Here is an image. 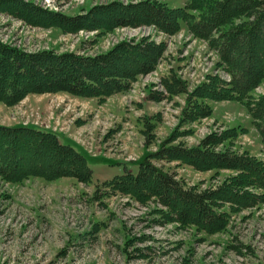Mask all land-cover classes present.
I'll use <instances>...</instances> for the list:
<instances>
[{
    "label": "rangeland",
    "instance_id": "374dc122",
    "mask_svg": "<svg viewBox=\"0 0 264 264\" xmlns=\"http://www.w3.org/2000/svg\"><path fill=\"white\" fill-rule=\"evenodd\" d=\"M21 1L77 16L112 2L127 5L148 0ZM152 1L170 8L184 5V0ZM117 13H103L100 20L107 21ZM140 40L163 44V52L155 69L139 75L126 92L103 101L45 93L30 94L12 106L0 102V127L54 133L88 158L91 171L87 180L27 176L11 182L0 176V264H264V198L247 208L231 210L224 205L220 211L226 212V226L208 233L167 220L162 214L166 209L154 198L139 202L104 184L124 172L135 173L139 163L149 158L186 189L214 190L234 172H200L150 155L164 144L192 148L208 135L222 137L225 131L236 130L237 134L230 132L232 137L222 141L215 152L227 150L264 162V145L244 105L207 101L212 108L209 118L181 122L185 96L169 95L160 84L171 74L186 84L188 92L212 77L229 81L205 41L186 29L167 35L153 26L114 27L99 34L85 30L66 33L53 27H33L0 12V41L26 53L93 56L119 43ZM140 61L139 55L112 60L115 69L124 70L139 66ZM154 92L161 93L163 99L150 100L148 95ZM263 94L264 81L251 98ZM25 140V136L17 138L19 145L13 153H0L6 165L15 163L23 172L32 166L39 170L46 163L54 164L51 151L29 146ZM2 147L0 144V150Z\"/></svg>",
    "mask_w": 264,
    "mask_h": 264
},
{
    "label": "trees",
    "instance_id": "16d2710c",
    "mask_svg": "<svg viewBox=\"0 0 264 264\" xmlns=\"http://www.w3.org/2000/svg\"><path fill=\"white\" fill-rule=\"evenodd\" d=\"M115 11L118 13L109 20H100L103 13ZM0 12L33 27H53L66 33L85 30L99 34L114 27L153 26L172 35L186 29L193 37L207 43L229 81L212 77L192 92H188L186 84L175 74L160 81L169 95L185 96L181 122L209 118L212 108L207 101H237L246 107L264 145V94L257 99L251 98V93L264 81V0H184L181 8H170L152 0L127 5L112 2L77 16L49 12L21 0H0ZM162 52L163 44L148 40L132 44L122 42L106 53L93 56L55 54L53 51L26 53L0 41V102L12 106L30 94L45 93H66L103 101L105 97L130 90L139 75L152 72ZM122 55H139L142 61L130 70L115 69L112 60ZM148 98L157 101L162 100L163 95L154 92L149 93ZM230 132L237 134L236 130L225 131L222 137L210 134L192 148L164 144L161 150L150 155V158L178 161L200 172H234L214 190L186 189L174 176L153 165L149 158L139 163L135 173L124 172L104 184L139 202L154 198L166 209L162 212L166 219L181 226H193L208 233L223 230L227 215L220 209L224 205L231 210L247 208L264 198L263 161L227 150L214 151L222 141L232 137ZM20 136H25L29 146L51 151L55 155L52 157L54 164L46 163L39 170L32 166L22 172L15 163L6 165V160L0 157L2 178L17 182L27 176L47 180L60 177L87 180L91 176L88 158L75 145L62 142L48 131L0 127V144L3 145L0 153H13ZM250 190L263 193L258 195Z\"/></svg>",
    "mask_w": 264,
    "mask_h": 264
}]
</instances>
